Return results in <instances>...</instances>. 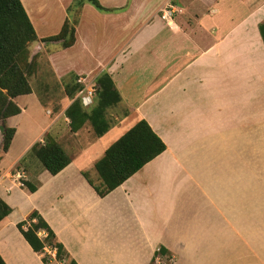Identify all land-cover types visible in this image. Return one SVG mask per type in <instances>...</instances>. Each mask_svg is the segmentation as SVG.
Listing matches in <instances>:
<instances>
[{"label":"crops","instance_id":"crops-1","mask_svg":"<svg viewBox=\"0 0 264 264\" xmlns=\"http://www.w3.org/2000/svg\"><path fill=\"white\" fill-rule=\"evenodd\" d=\"M149 1L98 0L115 13L84 5L74 44L57 56L63 67L48 56L59 81L111 78L121 100L106 111L110 128L102 137L87 124L70 131L64 112L73 100L66 97L54 120L2 167L17 131L11 121L24 115L19 101L32 94L13 100L21 113L6 120L15 135L0 161V199L11 208L0 224L5 264H43L17 228L34 211L75 264H152L157 248L172 264H264V202L256 201L264 200L256 186L261 142L264 150V0H158L137 9ZM171 1L176 16L167 26L160 10ZM20 2L43 44L60 32L72 0ZM160 29L167 31L159 43ZM139 119L165 151L98 197L87 178L97 183L95 163ZM59 123L54 138L70 164L55 176L41 170L30 179L20 171L35 187L29 193L12 171Z\"/></svg>","mask_w":264,"mask_h":264},{"label":"trees","instance_id":"trees-1","mask_svg":"<svg viewBox=\"0 0 264 264\" xmlns=\"http://www.w3.org/2000/svg\"><path fill=\"white\" fill-rule=\"evenodd\" d=\"M84 5H90L101 13H115L118 10L103 8L98 0H72L67 8V19L60 32L46 39L43 43L60 42V49H67L75 42V25ZM69 13L77 15L69 22ZM260 38L264 46V22L258 25ZM35 31L25 13L20 0H0V124L5 127V141L3 150H9L10 143L15 135V129L6 126L8 118L21 113L14 103L19 96L31 94L26 76L20 67V59L27 52V45L37 42ZM72 85L66 84V97L73 100L64 112L69 121L71 132L78 131L85 124L89 125L95 138L102 137L110 128L106 111L117 105L121 98L114 83L107 73H102L95 79L92 105L82 107L77 94L83 89L76 75L70 74ZM77 96V97H76ZM165 144L152 131L145 120L139 119L127 129L117 140L105 150L102 158L94 165L97 183L87 178L98 197L103 198L122 185L131 176L141 170L147 163L165 151ZM42 169L55 176L70 164V159L49 133H45L42 143H35L29 150ZM29 192H35V187L29 183H22ZM11 213V208L0 199V224ZM26 226V229L23 227ZM17 228L33 252L43 254L45 247L56 250V259L66 264H75L69 261L63 246L55 241V235L47 223L37 212H32L27 219L17 224ZM43 232V239L38 233ZM164 251L155 254L163 255ZM43 264H51L47 257L42 258ZM0 264H5L0 257Z\"/></svg>","mask_w":264,"mask_h":264},{"label":"rangeland","instance_id":"rangeland-1","mask_svg":"<svg viewBox=\"0 0 264 264\" xmlns=\"http://www.w3.org/2000/svg\"><path fill=\"white\" fill-rule=\"evenodd\" d=\"M158 0L149 1L146 6L142 4L140 8H137L139 11L149 9L155 2ZM178 0H175V2ZM232 1V0H231ZM263 0H255V3H259ZM174 1L169 2L171 5H176ZM205 4H210L211 0H203ZM230 2V0H229ZM236 1H234L235 3ZM168 4V5H170ZM231 5V3H230ZM243 11V7H240ZM138 11V12H139ZM75 14L69 13V22H72ZM176 16V13L173 14V20ZM77 19V15L74 17ZM157 17L155 18V21ZM160 31H163L161 33ZM167 29L159 30V43L160 39L165 36V32ZM46 44V45H45ZM151 43H149L148 47L150 49ZM57 52V53H56ZM49 54H54V60L59 67H63L64 60L62 57L64 56L62 52H60V42H47L43 44H39L38 42H33L27 45V52L20 59V67L23 71L24 76H26L28 84L31 89V96L26 97L25 99H20L19 105L24 108V115L21 118H16L11 121V124L15 125L16 128V136L14 137L12 147L10 148V153L5 158L2 167L8 163V161L13 160L17 157L23 149L36 137L39 135L40 131L43 127H45L49 122L54 120V118L59 114L61 110L60 102L66 98L64 87L66 84L72 85L70 82V75L62 78L61 81L55 76L53 71L51 70L50 64L48 62ZM58 68V67H57ZM95 90V88H93ZM79 94H77L78 96ZM76 96V97H77ZM116 112L118 109H114ZM49 111L50 113H47ZM1 125V124H0ZM4 127V126H3ZM5 128V127H4ZM62 129V125L59 123L56 127H53L49 131L51 137H55L58 130ZM44 136V135H43ZM43 136L40 137L37 142H43ZM115 135H109L103 138V144L107 146L113 141ZM55 139V138H54ZM5 141V129L3 136L0 133V161L2 159V155L5 153L3 150V145ZM36 142V143H37ZM261 142V141H260ZM66 151V150H65ZM72 153V152H70ZM68 157L70 154L66 151ZM43 170L40 163L34 157V155L28 150L21 158L20 163L15 167L12 171V174L15 175L17 171H23L27 178H30L37 174L39 171ZM96 176V175H95ZM15 179V178H14ZM17 183H28V181L21 179H15ZM264 150L262 148V142L260 147L257 146L256 150V186L257 190L264 189ZM20 186V185H19ZM257 205H262L264 202L263 199H257ZM161 248H157L160 252ZM156 250V253L158 251ZM155 253V254H156ZM159 257L163 260L161 255H157L155 259ZM165 261V260H164ZM170 262L172 264V260H166V263ZM54 264V263H52ZM154 264V260L152 262Z\"/></svg>","mask_w":264,"mask_h":264},{"label":"built area","instance_id":"built-area-1","mask_svg":"<svg viewBox=\"0 0 264 264\" xmlns=\"http://www.w3.org/2000/svg\"><path fill=\"white\" fill-rule=\"evenodd\" d=\"M175 13V9L172 5H165L161 10H160V19L164 21L167 26H171V23L173 21V14ZM78 82L83 85V89L80 91L78 97L80 98L82 107L87 109L92 105V100H93V94H94V85H91L87 82H84L83 79H79ZM17 180H21L24 178V175L17 171V173L14 175ZM21 185V184H19ZM38 237L43 239L45 237V234L43 232L38 233ZM159 252V250H157ZM43 256L47 257L50 260V263L54 264H66L65 260L64 261H58L56 259V250L55 249H50L48 247H45L43 250ZM154 264H170V262L166 263V261L160 259L157 257L154 259Z\"/></svg>","mask_w":264,"mask_h":264},{"label":"water","instance_id":"water-1","mask_svg":"<svg viewBox=\"0 0 264 264\" xmlns=\"http://www.w3.org/2000/svg\"><path fill=\"white\" fill-rule=\"evenodd\" d=\"M4 127H3V125H0V133H1V135L3 136V134H4Z\"/></svg>","mask_w":264,"mask_h":264}]
</instances>
